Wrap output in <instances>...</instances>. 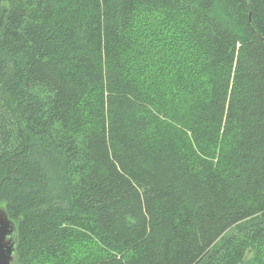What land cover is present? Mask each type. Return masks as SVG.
<instances>
[{"label":"trees","instance_id":"1","mask_svg":"<svg viewBox=\"0 0 264 264\" xmlns=\"http://www.w3.org/2000/svg\"><path fill=\"white\" fill-rule=\"evenodd\" d=\"M0 206L14 264H264V0H0Z\"/></svg>","mask_w":264,"mask_h":264},{"label":"water","instance_id":"2","mask_svg":"<svg viewBox=\"0 0 264 264\" xmlns=\"http://www.w3.org/2000/svg\"><path fill=\"white\" fill-rule=\"evenodd\" d=\"M17 229L6 210L0 206V264H14Z\"/></svg>","mask_w":264,"mask_h":264}]
</instances>
